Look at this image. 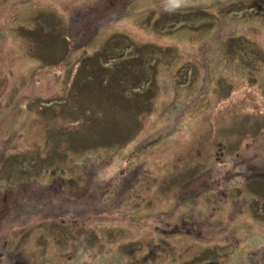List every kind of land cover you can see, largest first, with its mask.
I'll list each match as a JSON object with an SVG mask.
<instances>
[{
    "label": "rangeland",
    "instance_id": "obj_1",
    "mask_svg": "<svg viewBox=\"0 0 264 264\" xmlns=\"http://www.w3.org/2000/svg\"><path fill=\"white\" fill-rule=\"evenodd\" d=\"M263 126L264 0H0V195L101 207L75 264H264Z\"/></svg>",
    "mask_w": 264,
    "mask_h": 264
},
{
    "label": "flooded vegetation",
    "instance_id": "obj_2",
    "mask_svg": "<svg viewBox=\"0 0 264 264\" xmlns=\"http://www.w3.org/2000/svg\"><path fill=\"white\" fill-rule=\"evenodd\" d=\"M250 169L252 177L264 176V171H256V169L251 167ZM233 176V173L226 172L223 178L228 180L229 177ZM221 178L222 176H218L215 180H211L213 181L212 185L217 187ZM195 183L206 190H198L195 196L206 193L216 194L218 192L220 194L216 197L223 198L226 193L223 189L219 190L218 188L210 187L208 182L207 184L206 182ZM203 183L204 185H202ZM206 186L208 187L205 189L204 187ZM15 195L12 193L0 195V264H37L36 257H39L38 253L35 254L37 256L27 254L26 240H42V237L43 240L48 242L52 240L58 248L62 246V243H66L67 255H69L68 263L75 264V259L83 258L90 249L89 245H86L85 239L96 241L105 234V230L102 227L96 232V224L93 222L95 220L101 221L100 218H97L103 213L99 206L83 202L82 204L72 205L75 207L69 208L70 206L68 207L67 204H64L62 207L63 214L60 216L58 212L61 210H57L59 209L58 206L49 205L48 208L36 196L30 198V202L34 203L33 206L22 208V199ZM55 212L54 220L53 214ZM50 214H52V219L49 217ZM184 227L183 224L182 231H185ZM193 227L191 226V228ZM32 233L34 234L30 238ZM101 244L103 243L98 242L96 247L93 248V252H98Z\"/></svg>",
    "mask_w": 264,
    "mask_h": 264
},
{
    "label": "trees",
    "instance_id": "obj_3",
    "mask_svg": "<svg viewBox=\"0 0 264 264\" xmlns=\"http://www.w3.org/2000/svg\"><path fill=\"white\" fill-rule=\"evenodd\" d=\"M78 19H79V17L77 18V20H78ZM55 65H58V63L55 64ZM263 129H264V126H263V128L259 131L261 134L264 133V132H263ZM206 184H207V183H206ZM206 184H205V185H206ZM208 184L210 185V182H208ZM211 185H212V184H211ZM214 187H216V185H214Z\"/></svg>",
    "mask_w": 264,
    "mask_h": 264
},
{
    "label": "clouds",
    "instance_id": "obj_4",
    "mask_svg": "<svg viewBox=\"0 0 264 264\" xmlns=\"http://www.w3.org/2000/svg\"><path fill=\"white\" fill-rule=\"evenodd\" d=\"M180 0H177V5L179 6Z\"/></svg>",
    "mask_w": 264,
    "mask_h": 264
}]
</instances>
